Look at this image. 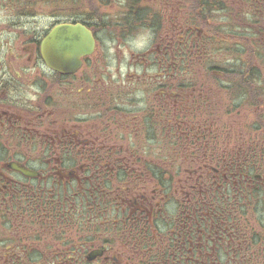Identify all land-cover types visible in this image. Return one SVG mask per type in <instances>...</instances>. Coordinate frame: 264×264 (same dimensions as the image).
Segmentation results:
<instances>
[{
	"label": "flooded vegetation",
	"instance_id": "af4514ba",
	"mask_svg": "<svg viewBox=\"0 0 264 264\" xmlns=\"http://www.w3.org/2000/svg\"><path fill=\"white\" fill-rule=\"evenodd\" d=\"M246 5L264 29V0H0V264H149L168 208L178 213L166 236H184L188 209L206 194L218 206L226 194L230 209L228 235L211 226L213 264H264L250 201L264 176H252L247 124L260 81L207 76L202 55L188 56L233 43L223 34L235 35ZM63 26L89 39L71 75L43 52ZM223 96L244 126L221 149Z\"/></svg>",
	"mask_w": 264,
	"mask_h": 264
},
{
	"label": "rangeland",
	"instance_id": "374dc122",
	"mask_svg": "<svg viewBox=\"0 0 264 264\" xmlns=\"http://www.w3.org/2000/svg\"><path fill=\"white\" fill-rule=\"evenodd\" d=\"M254 14L253 12H249V9L246 5V11L242 14L243 19L235 18V34L236 36L241 35L243 38H246V49L244 50L243 47L235 46L234 44H224L222 42L216 43L214 45H211L209 48L207 47V50H204L203 52H189V58L196 59L197 56L201 54L202 58L197 59H204L206 60L204 65H200L201 71L204 74H207V76H211V71H215V74H219L222 72H226L227 70H235L238 72H243L245 69H247V65L249 63L248 58V40L250 41V38L254 40L258 45L256 46L260 52H262V57L258 58V66L254 68V72L251 73V76L253 80L257 78V81H260V83H253L256 85V89L252 90L251 93V115L250 119L248 121V126L250 128L251 136H252V149L253 157L255 158L252 163L254 164V171L252 172V175L255 176L257 174L264 176V109L263 110H256L254 104L259 103L261 106L264 107V101L262 99L258 100L257 95L260 91V88H263L264 90V34L261 33L256 26L257 29H253L250 33H244L245 29H249L246 23L253 26V21H256V18L251 15ZM258 15V14H257ZM256 30V31H255ZM144 37H141V41L139 43V52L144 53L147 50V40H143ZM261 49H259V47ZM209 69V70H208ZM183 73H185V69L183 68ZM198 66L190 65L188 64L187 68V74L188 75H195L197 74ZM138 73H141V68H139ZM231 74H235L234 72L230 71ZM227 84V83H226ZM222 85V83L220 84ZM221 103L224 106L223 112L220 115V147L221 149H224L227 147L228 142L230 141V134L232 133L234 135V132L239 129L241 132V128H243L244 123V115L242 113H237V116H235V119H237V124H232L233 117L231 116V98L230 96H223L221 98ZM249 117L246 116L245 120H247ZM260 119V123L258 121ZM246 130L248 128L246 127ZM221 194V193H220ZM254 215L252 216V221L255 222V224L252 222L253 230L258 231L257 234L260 236L264 235L261 233V222L264 220V199L263 198H257V201L254 202ZM82 209V207H80ZM169 217L171 216L172 219L176 216L178 213V208L174 205H171L169 208ZM172 219H166L159 221V223L155 227L154 231V237L156 236V252L157 248L160 245V237L164 236L166 233H172L170 230ZM92 223V233H98L101 230V227L97 226ZM164 225H166V228H164ZM173 228V227H171ZM102 232H100L101 234ZM159 236V238H158ZM262 237V238H263ZM264 249V246L261 247Z\"/></svg>",
	"mask_w": 264,
	"mask_h": 264
},
{
	"label": "trees",
	"instance_id": "16d2710c",
	"mask_svg": "<svg viewBox=\"0 0 264 264\" xmlns=\"http://www.w3.org/2000/svg\"><path fill=\"white\" fill-rule=\"evenodd\" d=\"M225 39H233L232 35L223 34ZM236 39L241 42L246 49V41L243 38L236 37ZM248 58L249 63L247 65V69L243 72H234V75H248L254 72V68L258 66V58L262 57V52L259 54L258 48L254 45L253 42H248ZM260 120V119H259ZM250 169H254L250 167ZM261 191H253L250 194V201L253 202L257 195H261ZM219 202H225L224 205L220 203V206L215 205V198L212 194L203 195L202 198L198 195L197 198H194L193 207L188 209V213L186 214V235L183 236V233L180 231L174 235L172 238L169 236L158 237L160 239L161 245L157 248V253L154 256H151V261L149 264H213L215 258L213 257L214 247L212 236L213 231L211 226H220L221 236L228 235V227L230 224V215L229 208L226 202L227 195H222ZM244 202V199H243ZM189 217V218H187ZM202 228V234L210 238H203L198 241V235L201 233L197 231V229ZM131 234L133 231L131 230ZM181 235H180V234ZM191 236V238H187L186 244H184V237ZM198 239V240H197ZM227 239H224L220 242L224 243ZM226 244V243H224ZM186 245V246H185ZM192 247V251H189ZM224 249V248H221ZM216 250L215 255H219V257H226V253L223 255V250ZM226 249V248H225ZM202 251L201 256H198L197 252ZM190 253V254H189ZM188 254V255H187ZM188 256V258H187ZM200 258V259H199ZM222 264H228L225 261L228 258H220ZM143 264H145L143 262Z\"/></svg>",
	"mask_w": 264,
	"mask_h": 264
},
{
	"label": "water",
	"instance_id": "95a60500",
	"mask_svg": "<svg viewBox=\"0 0 264 264\" xmlns=\"http://www.w3.org/2000/svg\"><path fill=\"white\" fill-rule=\"evenodd\" d=\"M43 46L44 53L51 63L49 67L69 75L80 68L79 55L86 52L88 39L78 28L60 27L48 36ZM24 173L28 177L36 175V173Z\"/></svg>",
	"mask_w": 264,
	"mask_h": 264
}]
</instances>
